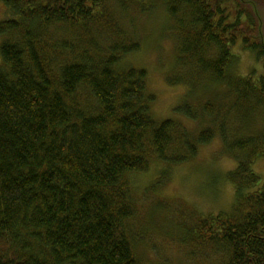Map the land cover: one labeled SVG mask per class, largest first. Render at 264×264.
<instances>
[{
    "label": "trees",
    "instance_id": "1",
    "mask_svg": "<svg viewBox=\"0 0 264 264\" xmlns=\"http://www.w3.org/2000/svg\"><path fill=\"white\" fill-rule=\"evenodd\" d=\"M110 1L129 7L126 0H0L11 17L0 22V264H144L127 227L136 212L132 176L154 162L187 163L218 134L237 162L228 178L241 215L202 217L189 240L223 249L224 264H264V181L253 170L264 158V132L229 140V118L243 106L264 114L256 4L263 0H164L180 26L178 65L232 95L229 108L175 109L208 119L198 134L174 117H154L147 71L122 64L140 50L138 40L95 43L94 29L116 32ZM54 27L82 33L70 43ZM239 45L262 63L260 76L231 78Z\"/></svg>",
    "mask_w": 264,
    "mask_h": 264
},
{
    "label": "rangeland",
    "instance_id": "2",
    "mask_svg": "<svg viewBox=\"0 0 264 264\" xmlns=\"http://www.w3.org/2000/svg\"><path fill=\"white\" fill-rule=\"evenodd\" d=\"M126 1L127 9L110 1L117 23L116 32L94 29L92 37L95 43L104 49L121 38L126 43L138 40L140 50L128 55L122 64L147 71V91L155 97L152 104L154 117L159 120L174 117L186 124L193 134H198L208 126V119H186L175 109L183 103H190L202 114L207 102L216 106L224 104L229 108L232 101L226 98L227 95L232 96L229 95V87L213 83L205 76L198 82L199 77L191 67L178 65L180 26L177 19L170 16L164 0ZM263 1L256 4L264 34ZM9 16L8 8L0 2V22L10 19ZM52 31L56 37L70 40V43H77L82 33L62 27H54ZM4 39L5 35H0V47ZM234 52L237 61L229 70L231 78L249 76L253 72L257 76L262 74L263 65L254 54L243 50L240 45ZM217 54L213 51L209 57H217ZM2 65L0 54V67ZM178 77L183 78V83H175ZM230 121V141L232 136L247 134L259 137L264 132V114L250 105L235 112ZM236 167V160L228 154L227 146L218 134L209 144L201 145L197 156L187 163L166 166L154 162L148 171L132 176V201L136 212L127 227L136 254L144 264L225 263L227 255L223 249L216 250L190 241L189 230L202 217L220 213L241 215L237 211L239 202L234 185L228 178L229 172ZM253 170L264 181V158L253 165Z\"/></svg>",
    "mask_w": 264,
    "mask_h": 264
}]
</instances>
